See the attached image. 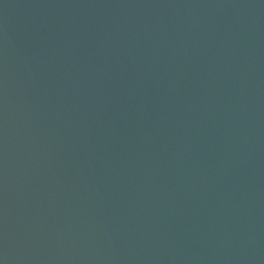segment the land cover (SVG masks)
I'll use <instances>...</instances> for the list:
<instances>
[{"label": "water", "instance_id": "1", "mask_svg": "<svg viewBox=\"0 0 264 264\" xmlns=\"http://www.w3.org/2000/svg\"><path fill=\"white\" fill-rule=\"evenodd\" d=\"M0 264H264V0H0Z\"/></svg>", "mask_w": 264, "mask_h": 264}]
</instances>
